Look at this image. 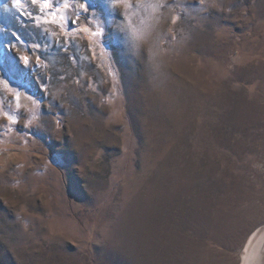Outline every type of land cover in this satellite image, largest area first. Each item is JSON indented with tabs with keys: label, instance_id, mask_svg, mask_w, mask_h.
Segmentation results:
<instances>
[{
	"label": "rangeland",
	"instance_id": "374dc122",
	"mask_svg": "<svg viewBox=\"0 0 264 264\" xmlns=\"http://www.w3.org/2000/svg\"><path fill=\"white\" fill-rule=\"evenodd\" d=\"M49 3L0 0V264H241L264 0Z\"/></svg>",
	"mask_w": 264,
	"mask_h": 264
},
{
	"label": "bare ground",
	"instance_id": "6f19581e",
	"mask_svg": "<svg viewBox=\"0 0 264 264\" xmlns=\"http://www.w3.org/2000/svg\"><path fill=\"white\" fill-rule=\"evenodd\" d=\"M241 253V264H264V226L255 230Z\"/></svg>",
	"mask_w": 264,
	"mask_h": 264
},
{
	"label": "snow or ice",
	"instance_id": "6c2138e0",
	"mask_svg": "<svg viewBox=\"0 0 264 264\" xmlns=\"http://www.w3.org/2000/svg\"><path fill=\"white\" fill-rule=\"evenodd\" d=\"M20 2H21V0H16V5L19 6ZM32 2H33V4H36L37 0H32ZM65 6L67 7V4H65ZM50 7H52V5L49 3V0H43V8H50ZM80 7L83 8L85 12L88 11L86 4H81ZM69 30H71V29H69ZM94 35H95V33H94Z\"/></svg>",
	"mask_w": 264,
	"mask_h": 264
}]
</instances>
